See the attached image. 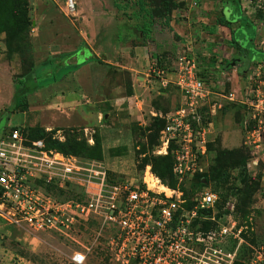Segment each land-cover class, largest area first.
<instances>
[{
    "label": "rangeland",
    "instance_id": "obj_1",
    "mask_svg": "<svg viewBox=\"0 0 264 264\" xmlns=\"http://www.w3.org/2000/svg\"><path fill=\"white\" fill-rule=\"evenodd\" d=\"M65 1L0 0V136L17 129L75 161L79 173L71 179L36 184L57 202L91 198L101 183L94 172L113 186L139 182L147 165L183 193L185 209L207 189L217 197L219 222L231 216L241 228V243L226 245L233 264H253L255 251H264V58L250 40L264 53V0H73L72 14ZM232 31L245 52L230 43ZM180 53L196 60L215 94L214 109L201 112L210 128V171L192 183L172 180L157 125L184 99L174 86L162 87L153 70L170 73ZM90 54L96 59L62 75L46 63L64 67ZM52 77L57 82L45 84ZM228 93L234 102L221 98ZM67 96L73 101L66 105ZM77 106L80 112L70 109ZM92 226L31 232L0 217V264H73V252L92 243ZM85 264L115 263L96 245Z\"/></svg>",
    "mask_w": 264,
    "mask_h": 264
},
{
    "label": "built area",
    "instance_id": "obj_2",
    "mask_svg": "<svg viewBox=\"0 0 264 264\" xmlns=\"http://www.w3.org/2000/svg\"><path fill=\"white\" fill-rule=\"evenodd\" d=\"M64 5L67 13L74 12L73 0ZM153 74L162 87L174 86L184 99V105L162 118L160 152L166 155L172 145L174 178L192 183L209 166L210 128L201 112L214 109L210 99L215 94L199 78L196 60L183 53L170 73L155 69ZM221 98L234 102L235 95ZM77 173L70 157L10 129L0 136V217L31 232H70L79 224H93L92 243L83 252H73V264H85L96 245H102L115 264H233L235 253L226 245L241 243V228L231 216L219 222L214 193L196 191L194 204L185 209L183 193L163 185L149 165L139 182L113 186L103 184L105 173L94 172L101 183L84 203L57 202L36 185L53 178L69 180ZM154 181L163 190L153 186ZM253 264H264L262 249L255 251Z\"/></svg>",
    "mask_w": 264,
    "mask_h": 264
},
{
    "label": "trees",
    "instance_id": "obj_3",
    "mask_svg": "<svg viewBox=\"0 0 264 264\" xmlns=\"http://www.w3.org/2000/svg\"><path fill=\"white\" fill-rule=\"evenodd\" d=\"M235 3H236V5L237 6H239V0H233ZM236 12H238L239 14H240V11H239V9L237 8L236 9ZM241 16V15H240ZM245 19V18H244ZM238 20V19H237ZM258 22H261V20L260 19H256ZM229 20H227V19H223V23H225V25L227 26V27H229V25H230V23H231V21H229ZM240 21V20H239ZM245 25H248V26H252V27H254V23L252 22V21H249V20H246L245 19ZM255 28V27H254ZM141 32V34H144V31H140ZM233 33H234V31H232V36H231V44H233L234 46H237L238 48H240V50L241 51H243V52H245L241 47H240V45H239V43L235 40V38H234V36H233ZM252 44H253V40H250V45H251V47H252V50L254 51V53L255 54H259V56H262L263 58H264V53H262V52H258V51H255L254 49H253V46H252ZM77 53V51L76 52H72V53H67V54H64V56H66V57H68V56H72L73 54H76ZM64 56L62 55V56H58V58L60 59V57L61 58H64ZM55 57H57V56H55ZM96 59V57H94L92 54L87 58H83L82 60H80L81 61V63L80 64H78V63H75V64H68L67 66H64V67H62V65H61V63L59 62V61H57V60H52L51 62H49V61H47L46 63H49L50 64V66H52V65H54V68H56V70L57 71H62V73H61V75L63 74V73H65V72H68V71H76L80 66H82V64H86V63H88V62H91V61H93V60H95ZM63 60V59H62ZM45 63V64H46ZM44 65H41V67H39V68H41V69H43L44 67H43ZM36 69H37V67H33L32 69H31V71H30V73H31V79H32V81H34V80H37V77L35 76V72H36ZM46 69V68H45ZM207 73V72H206ZM60 77V76H59ZM57 78H55V77H52L51 79H49L48 80V82L47 83H45V84H48V83H55V82H57ZM25 94H26V92L23 90L22 91V96H19L16 100H15V106L16 107H19L20 106V104L22 103V100L24 99V96H25ZM165 113V112H164ZM165 115H166V113H165ZM157 125H158V131L160 132L161 131V129L164 127V125H165V121L163 120V119H157ZM4 128V127H3ZM5 133V132H4ZM22 133V132H21ZM22 135H23V133H22ZM23 137H25L24 135H23ZM26 139H28V140H33V141H36V140H41V141H43V143H44V145H45V147H46V149L47 150H54V151H57V150H55V149H52V148H50L49 146H48V144L45 142V140H43V139H41V138H33V137H25ZM172 149H173V146L171 145L170 147H169V153H170V156H169V158H170V165H169V174H170V176H171V178H172V180H174L175 181V178L173 177V175H172V173H171V168H172V163H173V155H172V153H171V151H172ZM57 152H59V153H61V154H63V155H65V154H67V152L66 153H62V152H60V151H57ZM168 156V155H167ZM151 169H152V167H151ZM209 171H210V167L208 166V169H207V172H205L204 174H202L201 176H197V177H195V179H194V181H197V179H201V181L203 180V178L206 176V175H208L209 174ZM213 171V170H212ZM152 172H153V170H152ZM154 173V172H153ZM155 174V173H154ZM155 176H157L158 177V179L161 181V183L163 184V185H165V186H168V187H170V188H173L172 186H170V184H168V182H167V180H166V178H165V176H164V174H162V173H160L159 175H156L155 174ZM157 183V182H156ZM158 184V183H157ZM153 186H155V185H153ZM162 187V186H161ZM207 226H205L203 229H206L207 230Z\"/></svg>",
    "mask_w": 264,
    "mask_h": 264
},
{
    "label": "crops",
    "instance_id": "obj_4",
    "mask_svg": "<svg viewBox=\"0 0 264 264\" xmlns=\"http://www.w3.org/2000/svg\"><path fill=\"white\" fill-rule=\"evenodd\" d=\"M172 24H174V21H172ZM172 24H170V25H172ZM76 52V51H75ZM91 55V54H90ZM78 61H80L79 59H77V60H75L73 63H71V64H75V63H77ZM70 64V63H69ZM83 66H85L84 64H82V66H80L78 69L79 70H81V68L83 67ZM78 70V71H79ZM74 94V93H73ZM73 94H71V95H73ZM165 97L167 96L168 97V92L167 91H165V93H162ZM66 105L67 104H70V103H72V101H73V98H71V96H67V98H66ZM73 106V105H72ZM76 106V105H75ZM71 110H78L79 112H80V106H77L76 108H74V107H72V108H70Z\"/></svg>",
    "mask_w": 264,
    "mask_h": 264
},
{
    "label": "bare ground",
    "instance_id": "obj_5",
    "mask_svg": "<svg viewBox=\"0 0 264 264\" xmlns=\"http://www.w3.org/2000/svg\"><path fill=\"white\" fill-rule=\"evenodd\" d=\"M156 183V181H154ZM157 184V183H156ZM161 190H163V187L160 188Z\"/></svg>",
    "mask_w": 264,
    "mask_h": 264
},
{
    "label": "water",
    "instance_id": "obj_6",
    "mask_svg": "<svg viewBox=\"0 0 264 264\" xmlns=\"http://www.w3.org/2000/svg\"><path fill=\"white\" fill-rule=\"evenodd\" d=\"M103 58H104V56H103Z\"/></svg>",
    "mask_w": 264,
    "mask_h": 264
}]
</instances>
